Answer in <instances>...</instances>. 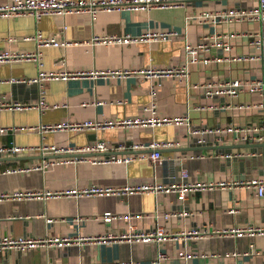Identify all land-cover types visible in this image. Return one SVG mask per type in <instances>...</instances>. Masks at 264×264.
Instances as JSON below:
<instances>
[{
  "label": "crops",
  "instance_id": "obj_1",
  "mask_svg": "<svg viewBox=\"0 0 264 264\" xmlns=\"http://www.w3.org/2000/svg\"><path fill=\"white\" fill-rule=\"evenodd\" d=\"M257 4L258 0H185L181 5L155 6L149 10H100L94 19L87 12L47 13L40 18L33 14L0 16V49L27 51L38 48L42 51V64L35 58L0 61V100L32 103L23 108L0 107V125L36 126L0 133V145L45 142L81 146L94 139H106L110 143L109 149L85 154L101 157L108 153L146 152L152 148H133L130 145L134 141L145 144L155 139L178 141L163 146L164 159L155 165L149 157L126 163L92 162L86 158L28 171H9V168L41 163L63 153L25 149L0 154V235L71 238L68 243L45 242L23 250L1 247L0 264H264V193L259 194L255 186L234 183L197 188L188 191L183 199L176 193L163 191L30 197L14 193L59 191L94 182L117 185L154 179L162 182L221 179L233 182L251 176L264 178L260 143L263 130L252 131L248 138L236 130L209 133L204 143L196 142L188 131L192 126L202 125L264 124L263 94L244 90L238 95H209L203 87L194 85L212 76L243 78L261 72L259 61L225 57L229 53L253 50L250 33L264 31L261 20H212L213 13L231 6L254 8ZM199 13L208 14L206 20H200ZM169 27H176L179 36L125 43L90 42L94 33L139 35L148 28ZM230 31L235 32L231 51L226 52L215 45L209 50H198L199 56L224 57L219 61L191 63L186 78L173 75L158 78L141 71L142 68L180 64L188 55L187 42L212 41L217 34ZM38 32L55 34L59 39L71 42L38 47L33 37ZM41 68L73 70L75 73L47 78L42 84L11 80L37 76ZM112 68L129 71L119 76L99 73ZM152 84L156 85L155 94L150 91ZM42 96L45 103L37 106ZM152 99L156 101L159 113H187L189 122L46 131L37 127L41 123L58 121L133 116L142 112L143 106ZM241 102L245 105L238 106ZM198 104L204 107L198 108ZM194 144L201 146L186 147ZM229 151L239 154H224ZM184 169L188 171L186 176L182 172ZM155 208L160 211L183 208L187 213L159 218L170 234L160 241L124 235L130 230V223L135 225L133 230L150 229L156 221ZM106 210L119 216L105 220L102 215ZM128 212L151 215L126 217ZM251 226L263 231L250 234ZM194 229L199 233L192 234L190 230ZM87 236L102 239L90 240ZM160 250L167 257L158 262ZM180 250L185 254L179 253Z\"/></svg>",
  "mask_w": 264,
  "mask_h": 264
},
{
  "label": "built area",
  "instance_id": "obj_2",
  "mask_svg": "<svg viewBox=\"0 0 264 264\" xmlns=\"http://www.w3.org/2000/svg\"><path fill=\"white\" fill-rule=\"evenodd\" d=\"M185 0H5L0 2V16H12V15H21V14H33L36 18H40L43 14L52 13L57 15H63L67 12H87L92 19H94L97 13L100 10H112V9H122L130 8L132 10H149L155 6H175L181 5ZM200 20H206L208 14L199 13ZM242 18L250 19H260L264 24V0H258V4L254 8H241L237 6H231L225 10L220 11L219 13L212 14V20L220 21H232L235 19L241 20ZM235 32H223L217 34L215 40L212 41H198L196 43L187 42V58L180 64H173L164 67H148L142 68L141 71L147 75L157 76L158 78L165 75L177 76L180 79L186 78L189 73V65L195 62H204L207 63L211 60H222L224 56L222 55H203L199 56L197 54L198 50L205 49L209 50L212 45L220 46L226 52H230L232 44V36ZM180 31L176 27L169 28H148L144 30L141 34L135 35L131 32L124 33H94L90 42H102V43H125L130 42L136 39L143 40H152V39H172L176 36H179ZM250 42L253 45L252 51L241 52L234 55L230 53L225 57L227 59H239V60H254L259 61L261 64V72L255 76L251 77H229L226 79H221L218 76H212L207 80L202 82L195 83L196 86H201L204 88L205 92L209 95L214 94H230L238 95L241 91L249 90L252 92H258L264 95V31H255L251 32ZM36 38L38 47L43 44H54V45H65L69 44L71 41L68 39H59L55 34L42 35L40 32L34 35ZM14 38V37H11ZM42 51L40 49L36 50H14L8 47L0 49V61L3 60H19V59H31L35 58L38 60L39 64H42ZM64 62V59H62ZM129 70L125 68H112L106 70H100L101 74L109 75H124ZM75 71L71 70H47L40 69L37 76L29 78H11V80L19 81H36L42 84V81L47 78H54L58 76H68L74 74ZM94 73H98L95 71ZM159 83V82H158ZM150 91L152 94L156 92V85L152 84ZM45 103L44 97L42 96L39 100V103H36L37 106ZM238 106H244L245 103L241 102L237 104ZM32 106V103L22 102V101H5L0 100V107H9V108H23ZM198 108L204 107L203 104H198ZM142 112L133 116H118L114 118H103V119H92L88 118L85 120L78 121H58L55 123H41L37 127L41 131H46L49 129H61V128H96V127H106L113 125H164V124H185L189 122V115L187 113L182 114H162L157 110V104L154 99L151 100L149 104H145L142 108ZM19 127L26 129H34L35 125H24L18 126L15 124L12 125H0V133L8 132L9 130H15ZM240 132L241 136L248 138L251 135L252 131L263 130L264 124H246L239 125L235 123H228L225 125H202V126H192L189 128V134L193 136L198 143H204L207 141L206 135L209 133H225L232 131ZM243 131V133H242ZM264 140V133L260 136ZM178 143L174 140H153L150 143H144L139 141H134L130 146L133 148L150 146L152 147L150 151L139 152L132 151L126 152L123 154L119 153H108L101 157L88 156L82 153L84 151H94V150H106L110 148V143L106 139H94L88 143L81 146H69L64 144L57 143H45L41 142L39 144L33 145H21L15 142L11 144L0 145V154L6 151L18 153L22 152L25 149H33L44 151H52L56 153H63V155H58L54 157H49L41 163H36L33 165L19 166L16 168H9V171H28L32 168L39 167L45 168L55 163H70L76 162L81 159H89L92 162H106V161H118V162H129L136 158L149 157L153 164H157L164 159L162 148L163 146H170ZM73 151V152H68ZM66 153V154H64ZM261 153L264 155V145L262 146ZM227 156H232L234 154H239L237 152H225ZM183 175H187L188 171L186 169L182 170ZM246 184L248 186H255L259 194L264 193V178L261 176H251L248 178H241L238 180L227 181L225 179L221 180H170L168 182L162 181H138V182H126L123 184H99V183H90L87 185H78L73 186L67 189L53 191L46 190L43 192H37L32 190L27 191H16L14 192L17 196H48L55 194H75V195H92V194H117L125 195L132 192H142V191H154V192H173L176 193L179 199L186 197L187 192L197 189V188H209L216 185H225V184ZM1 196V195H0ZM187 211L183 208L163 210L160 211L159 208H155L153 215L155 216V223L150 229H135L133 223L129 224L130 230L127 231L124 235H131L137 239H154L160 241L165 239L167 236H170L167 232L165 225L159 221L161 216L169 218L171 216L186 214ZM136 215L138 217L148 216L151 213L143 212H128L125 214L126 217H131ZM103 218L105 220H111L115 216H119L112 212L111 210H106L103 212ZM192 234H198L199 230L194 229L190 230ZM263 229L260 227H249V233L255 234L256 232H262ZM87 239L90 240H101L99 236H87ZM71 238L69 236H33V235H24V234H2L0 235V248H17L20 250L27 249L41 243L45 242H59V243H68ZM83 240V239H82ZM181 254H185L183 250H180ZM167 254L163 251L158 252L157 260L161 261L166 258Z\"/></svg>",
  "mask_w": 264,
  "mask_h": 264
},
{
  "label": "water",
  "instance_id": "obj_3",
  "mask_svg": "<svg viewBox=\"0 0 264 264\" xmlns=\"http://www.w3.org/2000/svg\"><path fill=\"white\" fill-rule=\"evenodd\" d=\"M195 139V138H194ZM261 145L263 146L264 145V140H262L261 142ZM242 144V143H241ZM244 144H249L248 142H244ZM197 147V146H201V145H198V144H194V145H190V146H186L187 148L189 147ZM183 147V146H182ZM97 151H84V152H77V153H82V154H92V153H96Z\"/></svg>",
  "mask_w": 264,
  "mask_h": 264
}]
</instances>
